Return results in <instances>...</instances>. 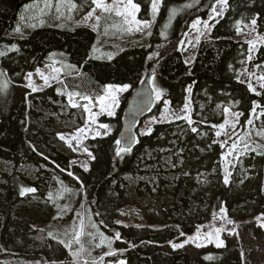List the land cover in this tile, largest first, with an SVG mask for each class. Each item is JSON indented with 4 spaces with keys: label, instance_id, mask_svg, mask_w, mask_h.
<instances>
[{
    "label": "trees",
    "instance_id": "trees-1",
    "mask_svg": "<svg viewBox=\"0 0 264 264\" xmlns=\"http://www.w3.org/2000/svg\"><path fill=\"white\" fill-rule=\"evenodd\" d=\"M36 1L43 0H0V19L9 21L0 25V46L18 45L16 51L0 57V161L10 167L0 170V261L74 264L61 239L35 227L16 209L31 194L21 195L22 190L39 188L58 175L83 193L90 223L95 224V228L86 225L87 229L108 234V260L123 259L125 264H264V229L257 223V216L264 215V157L244 158L249 176L234 189V181L225 183L219 172L225 150L216 140L215 128L221 119L216 112L219 106H236L246 119L254 102L264 105V96L253 94L238 79L247 44L235 40L237 29L253 19L257 32L264 31V0H227L209 39L197 46L192 65L185 64L179 42L191 22L206 18L218 0H161L156 13L151 8L153 0H133L139 9L137 19L153 24L151 34L145 43L125 44L111 61L92 57L98 35L85 26L71 31L44 27L26 38L13 39L18 13ZM72 1L80 5L84 0ZM54 52L66 53L77 71L43 90H31L27 76L49 63L47 58ZM257 59L264 63V50ZM258 71L264 76L262 64ZM147 72L172 109L182 108L190 89L191 124L156 123L142 134L143 121L159 115L164 105L159 102L136 129L137 141L130 151L117 156V150L123 148L117 144L116 134L90 139L87 146L94 155L90 170L70 166V156L58 149L55 130L61 121L76 115L75 108L67 105V95L95 100L104 95L107 85H129L116 116L100 120L119 130L130 93ZM24 166L38 170L37 180L22 172ZM129 191L148 226L117 223V211ZM222 207L237 226V233L222 236V246L171 247L186 235L196 234L198 226L213 219ZM112 227L119 230V240L109 233Z\"/></svg>",
    "mask_w": 264,
    "mask_h": 264
},
{
    "label": "rangeland",
    "instance_id": "rangeland-1",
    "mask_svg": "<svg viewBox=\"0 0 264 264\" xmlns=\"http://www.w3.org/2000/svg\"><path fill=\"white\" fill-rule=\"evenodd\" d=\"M102 2L105 5L112 6L113 10L105 12L100 8H96L92 0H84L80 5H77L72 0L32 2L25 5L18 13L17 22L12 30V37L13 39L20 40L26 38L34 30L44 27L71 31L78 26H85L98 34V41L95 44L92 57L105 61L114 59L121 48L127 43L138 45L147 41L153 24L140 21V24L137 25L133 21V15L135 16V20L139 21L137 19L139 9L131 10L132 15H128V22H125V16L117 15L116 9L118 8L123 12L128 0H102ZM160 3L161 0H158L156 12H158ZM94 8L95 11L92 16L85 19L87 14ZM221 9H223L222 14L218 15V13H221ZM225 10L226 5L218 2L206 18H196L191 22L188 31L183 35L178 45L179 51L183 53L185 64L192 65L197 46L209 39L214 21L222 16ZM96 17H100V19L97 20ZM17 28L19 31L16 30ZM235 40L247 44L246 58L241 62L238 79L246 84L247 87L251 83L255 89V92L251 91L253 94L257 95L256 92H259L261 94L257 96H264V88L260 87L264 81L259 79L262 75L259 73L257 67L261 64L264 66V63H257L259 53L261 50H264V31L258 33L256 24L253 26L250 22L242 26ZM249 41H251V45L248 43ZM17 48L16 42L2 45L0 46V53L5 55L16 51ZM3 55H0V57ZM47 59L49 63L38 68L39 72L36 70L27 76L26 85L31 90H43L53 83L61 82L65 77L77 71L69 63L66 53L54 52ZM54 68L60 71L54 72ZM41 73L48 78L47 83H45ZM150 86L151 89L154 86L157 87L155 80L152 78ZM129 91L130 86L127 91L117 93L119 103L112 107L113 115H108L107 107L102 110L99 103L101 97H106L104 101L105 105H111V99L106 90H104L103 96L95 100L76 99L69 94L67 95V105L70 108H75L76 115L71 120L61 121L55 130L59 139L58 149L70 156V166H77L84 172L90 170L94 163V159L92 158L94 155L87 146V141L104 138L113 134L117 135L119 130H115L114 127L102 123L100 120L103 117H115L119 107L125 102V95ZM189 92L188 90L184 105L177 110L172 109L169 102L164 100L163 93L159 100L155 99L153 95L154 104L163 101L164 105L157 117L146 118V116L139 130L142 133H149L154 124L162 122L185 121L191 124L192 108ZM73 103L79 106L73 107ZM83 105H88L90 113L84 111ZM185 105H187V108ZM226 109L227 111H225ZM216 112L221 116L220 121L215 125L216 140L225 150L220 161L219 172L224 177V180L227 177V184L233 180V188H240L249 176L243 167L244 158L264 157V136L258 135V132L264 130V105L262 106L257 101L255 108L253 106L249 117L246 119L242 118V114L236 106H219ZM226 120L228 123L221 129L219 125L224 124ZM249 120L252 121L251 124L248 123ZM101 125H107L108 127L103 128ZM79 129H84V131L79 132ZM217 132L220 134L217 135ZM61 136L64 139H61ZM233 144L236 145L235 148H233ZM88 153L92 155L89 156ZM9 169L10 167L6 163L0 161V170L5 171ZM37 171L36 168L31 166H24L22 168V172L34 181L37 180ZM31 189H34V191H31V194L27 195L25 200L16 206L19 215L31 220L35 227L46 230L52 238L61 239L60 241L68 249L70 256L74 260V264H120L121 261L125 264L123 259L112 261L106 257V250L109 246L107 233L93 232L87 229V226L95 228L93 227L95 224L90 223V216L86 211L88 208L85 206L83 193L77 186L70 185L63 181L60 176L55 175L44 184H41L39 188ZM128 194V199L121 203V207L117 211V223L123 226H148L150 223L143 216L140 206L133 197V192L129 191ZM222 209L223 211H221ZM90 215H92L91 212ZM257 218H259L257 219L258 225L264 229V215H259ZM77 233H80L78 242ZM233 233H237L236 223L230 221L227 209L222 207L213 219L198 226L196 234L186 235L182 239L171 243V247L172 244H183V247L188 245L202 247L208 244L217 246V238L223 241L222 236L224 234ZM101 234L106 238L103 242ZM74 252L77 255L74 256L72 254ZM14 263L40 264L36 261L24 260H15ZM0 264L8 263L0 261Z\"/></svg>",
    "mask_w": 264,
    "mask_h": 264
},
{
    "label": "snow or ice",
    "instance_id": "snow-or-ice-1",
    "mask_svg": "<svg viewBox=\"0 0 264 264\" xmlns=\"http://www.w3.org/2000/svg\"><path fill=\"white\" fill-rule=\"evenodd\" d=\"M218 2H219L220 4H222V5H226L227 0H218ZM92 3L96 6V8H100V9H102V10L105 11V12H109V11H112V10H113L112 6L105 5V4L102 2V0H92ZM157 8H158V0H153V4H152V11H153V13H155V12L157 11ZM131 10H138V6H137L136 4H134V3H132V0H128V3H127V6H126L125 10L122 12L120 9L117 8V9H116V14H117V15H124V16H125V22H128L127 17H128V15H132V11H131ZM214 10H215V9H214ZM94 11H95V8L87 14V16L85 17V19L91 17ZM222 11H223V9H221V13H218V15H219V14H222ZM96 19L99 20L100 17H96ZM133 21H134L137 25L140 24V21L135 20V16H134V15H133ZM237 23H239V22H237ZM251 23H252L253 26H255V24H256V20L253 19V20L251 21ZM194 26H195V22H194ZM16 30L19 31L18 28H17ZM237 31L239 32V29H237ZM150 34H151V33H149V35H150ZM248 43L251 45V41H249ZM0 55H3V53H0ZM109 58H110V57H109ZM149 58L151 59V57H149ZM249 59H251V57H249ZM257 67H259V66H257ZM37 71L39 72V70H37ZM53 71H54V72H59L60 70L54 68ZM41 76H42V78H44L45 83H47V79H48V78L45 77V76H43L42 73H41ZM259 79L262 80V81H264V76H261ZM29 86H30V85H29ZM248 87H249V90H250V91L255 92V89L253 88V86L251 85V83L248 84ZM260 87H261V88H264V83H261ZM128 88H129V85H127V84H124V85H122V86H114V85H107V86H105V90H106V92L108 93V96H109L110 99H111V105H110V106H109V105H105L104 101H105L106 97H101L100 100H99V103H100V105H101L102 110H104V109L107 107L108 115H113L114 112L112 111V107L118 105V103H119L117 93L125 92V91L128 90ZM33 90L35 91V89H33ZM189 91H190V89H189ZM152 93H153V95H154V98L157 99V100H159L160 97H161V95H162V90L154 86V87L152 88ZM256 94H257V95H260L261 93L256 92ZM83 99H85V100H89V97L85 96V97H83ZM70 102H71V97H70ZM165 103H167V102L165 101ZM72 106H73V107H77V106H79V105L73 103ZM185 107L187 108V105H185ZM83 108H84V111H85V112H89V113H90V109H89L88 105H83ZM254 108H255V102H254ZM225 111H227V109H226ZM237 115H239V114H237ZM91 118H92V117H91V115H90V119H91ZM177 118H181V117H177ZM184 118H186V117H184ZM227 123H228V121L226 120L225 123L219 125V127H220L221 129H223ZM248 123L251 124L252 121L249 120ZM101 127H103V128H107L108 126H107V125H101ZM233 127H234V125H233ZM78 131H79V132H83L84 129H79ZM193 131H195V129H193ZM142 134H143V133H142ZM219 134H220V133L217 132V135H219ZM258 135H262V136H264V130H261L260 132H258ZM61 139H64V137L61 136ZM119 143H120V142L117 141V144H119ZM235 147H236V145L233 144V148H235ZM127 151H130V149H128V148L118 149L116 154H117V156H119V155H121V152H127ZM88 154H89V156L92 155L91 153H88ZM92 158L94 159V157H92ZM85 170H87V168H85ZM69 174L71 175V173H69ZM227 182H228V181H227V177H226V178H225V183H227ZM26 191H27V192H31V191H34V189H31V188H29V189H24V190L21 191V195H24V193H25ZM221 211H223V209H222ZM257 219H259V218H257ZM93 227H95V225H93ZM217 231H219V230H217ZM79 235H80V233H77V242H78V237H79ZM118 236H119V234H117V238H118ZM101 237H102V242H103V240H105L106 238L103 237V234H101ZM108 243H109V246H110V245H111V241H108ZM222 244H223V241H220V240L217 238V246L220 247V246H222ZM197 246H199V245H197ZM172 247H173L174 249H175V248H179V247H183V244H172ZM72 254H73L74 256L77 255V253H75V252L72 253ZM108 254L110 255L111 253H108ZM120 264H124V262L121 261Z\"/></svg>",
    "mask_w": 264,
    "mask_h": 264
},
{
    "label": "water",
    "instance_id": "water-1",
    "mask_svg": "<svg viewBox=\"0 0 264 264\" xmlns=\"http://www.w3.org/2000/svg\"><path fill=\"white\" fill-rule=\"evenodd\" d=\"M9 23L0 19V25ZM151 72H147L142 82L130 93L121 118V126L116 135L122 148L132 149L137 141L135 134L141 121L151 112L154 106L153 93L150 86ZM109 233L115 240L121 235L116 227H112ZM117 234H119L117 238Z\"/></svg>",
    "mask_w": 264,
    "mask_h": 264
},
{
    "label": "crops",
    "instance_id": "crops-1",
    "mask_svg": "<svg viewBox=\"0 0 264 264\" xmlns=\"http://www.w3.org/2000/svg\"><path fill=\"white\" fill-rule=\"evenodd\" d=\"M156 13V12H155Z\"/></svg>",
    "mask_w": 264,
    "mask_h": 264
}]
</instances>
